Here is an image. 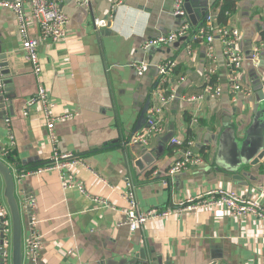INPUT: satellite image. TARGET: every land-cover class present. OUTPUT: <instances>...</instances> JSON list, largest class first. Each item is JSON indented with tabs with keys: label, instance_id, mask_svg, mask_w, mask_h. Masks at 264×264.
Returning a JSON list of instances; mask_svg holds the SVG:
<instances>
[{
	"label": "crops",
	"instance_id": "crops-1",
	"mask_svg": "<svg viewBox=\"0 0 264 264\" xmlns=\"http://www.w3.org/2000/svg\"><path fill=\"white\" fill-rule=\"evenodd\" d=\"M174 1L126 0L112 9L115 0L87 5L62 0L65 39L37 48L50 116H68L55 122L53 142L43 108L25 107L37 81L13 13L0 8V76L7 81L0 103V159L15 178L23 253L30 221L36 222L39 264H264V221L253 215L232 217L213 207L148 220L135 231L124 223L128 181L140 212L161 211L214 189L255 198L264 187V157L252 160L264 141V98L257 89L264 95V47L258 64L250 60L254 47L264 45V0H186L190 27L184 40L144 51L147 40L180 28ZM25 13L30 16L28 5ZM207 17L211 27L238 31L241 92L230 90L219 39L215 36L210 51L197 35ZM100 19L106 25L94 26ZM28 35H38L34 21ZM168 61L175 68L162 89L173 99L162 104L157 67ZM141 63L142 72L133 66ZM212 79L222 90L216 98L203 95ZM147 100L150 107L161 106L163 130L146 145L129 144ZM170 128L171 140H189L202 163L169 178L168 169L179 159L171 141L162 142ZM10 133L15 144L8 158L3 153ZM54 149L81 161L61 171L18 176L19 168L48 163ZM62 171L83 192L64 187ZM28 201L33 204L26 208ZM259 204L264 209V192ZM24 264H31L26 257Z\"/></svg>",
	"mask_w": 264,
	"mask_h": 264
},
{
	"label": "built area",
	"instance_id": "built-area-1",
	"mask_svg": "<svg viewBox=\"0 0 264 264\" xmlns=\"http://www.w3.org/2000/svg\"><path fill=\"white\" fill-rule=\"evenodd\" d=\"M79 5H87L88 0H69ZM126 0H115L112 5V9L120 7ZM62 0H0V8L9 10L13 13L16 23L17 31L21 37V48L24 51V59L28 62L32 68V73L37 81V91L34 96L26 101L25 107L29 108L34 105H39L43 108L46 118L47 136L53 142L54 126L55 122L62 121L68 118L67 115L54 118L50 116L49 104L47 99V92L43 84L40 83L39 76L41 75V66L39 63L37 48L42 43H58L65 39L67 33L68 17L62 12L59 4ZM186 0H175L173 16H176L182 20V24L178 31L168 34L157 36L153 39L147 40L142 49L144 51L156 47L168 46L175 42L177 39L187 35L190 27V22L187 19L184 9V3ZM29 6L30 16L27 17L25 13V6ZM34 21L37 24L38 35L30 37L28 35V28ZM207 24L205 27L199 28L197 35L205 38L208 49L211 51V44L214 38L219 39L223 45V55L229 69L228 83L230 90L234 93L241 92V85L239 80V71L243 61V57L236 50V44L239 39L238 31L225 27H211L210 18L206 19ZM96 27H104L106 25L105 19L95 20L93 22ZM264 45L260 44L255 46L250 60L254 64L260 62V53ZM211 55V54H210ZM136 70L143 71L145 68L144 63L140 65H133ZM174 63L168 61L157 67L158 69V82L156 84V94L160 98L162 104H166L173 99L172 94H164L163 85L172 75L174 71ZM222 93V90L218 86L205 85L203 89V95H207L210 98H216ZM202 96H199L201 98ZM194 100V99H190ZM24 111V115H26ZM161 114L162 108L158 105H152L149 107L146 113V122L142 130L133 135L129 141V144H147V140L150 136L159 134L162 132L161 127ZM6 127L9 126V119L4 120ZM8 147L3 153L4 157H7L12 153L14 147V140L12 134H8ZM171 145L177 147L179 152V159L175 160L173 165L168 169L167 175L170 177L181 173L187 167L195 166L202 163V159L197 155L190 141L180 142L177 139L170 140ZM81 159L72 154L59 153L56 149L53 150L49 162L37 170L19 173L20 178H24L30 174H34L43 170H63L73 164L79 163ZM61 180L64 187H75L79 191L83 192V188L78 183L66 178L61 172ZM127 188L129 189L124 199L128 204V208L124 211L125 221L130 231H135L139 226L143 225L148 220L166 218L173 214H183L186 212L196 211L198 209H210L213 207H221L224 211L232 217H246L253 215L258 219L264 221V209L259 204V197L264 192V187H260L257 197H246L237 194L233 191H226L223 189H214L207 191L203 194H198L194 197H188L183 201L178 202L173 207L164 210H148L140 212L137 207V202L132 190V184L128 181ZM32 201L26 203V208L31 207ZM36 222L31 220L29 230V237L26 240L24 257H26L31 264H39L41 243L40 236L35 232ZM11 222L10 214L7 206L5 205L2 197V178L0 176V264H11Z\"/></svg>",
	"mask_w": 264,
	"mask_h": 264
},
{
	"label": "water",
	"instance_id": "water-1",
	"mask_svg": "<svg viewBox=\"0 0 264 264\" xmlns=\"http://www.w3.org/2000/svg\"><path fill=\"white\" fill-rule=\"evenodd\" d=\"M184 40L183 38L179 39ZM7 81H2L0 76V103L4 101V93L7 92V87L5 85ZM259 98L262 100L264 98L262 88L259 86L257 88ZM150 107V101L147 100L145 105L143 106L137 123L134 127L133 134H136L138 130L145 125L146 119L145 114L147 113ZM173 136V129L170 128L169 132L162 139V142L166 143L170 141ZM255 150H257L256 155L253 157V161L257 159H261L264 157V141L262 145H257ZM146 152H144L145 154ZM139 163L137 162V165ZM139 166V165H138ZM0 176L2 178L3 189H2V197L5 205L8 208L10 214V222H11V250H10V258L11 264H24V253H23V228H22V215L20 210V204L16 197V183L15 178L12 172V169L0 159Z\"/></svg>",
	"mask_w": 264,
	"mask_h": 264
},
{
	"label": "trees",
	"instance_id": "trees-1",
	"mask_svg": "<svg viewBox=\"0 0 264 264\" xmlns=\"http://www.w3.org/2000/svg\"><path fill=\"white\" fill-rule=\"evenodd\" d=\"M208 83H210L211 85L214 83V80L212 79V81H210V82H208ZM187 141H189V140H186L185 142H187ZM175 147V146H174ZM177 148V147H176ZM8 158H10L11 157V154H9L8 156H7ZM47 164V163H46ZM46 164H43V165H36V166H33V167H26V168H19L18 169V173H23V172H29V171H34V170H37L38 168H41V167H43V166H45Z\"/></svg>",
	"mask_w": 264,
	"mask_h": 264
}]
</instances>
